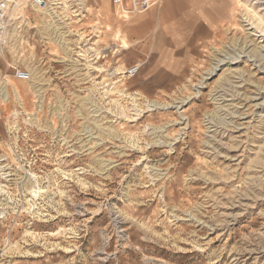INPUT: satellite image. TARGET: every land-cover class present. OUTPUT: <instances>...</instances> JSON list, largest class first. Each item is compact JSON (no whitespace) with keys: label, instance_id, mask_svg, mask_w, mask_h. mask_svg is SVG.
I'll use <instances>...</instances> for the list:
<instances>
[{"label":"rangeland","instance_id":"obj_1","mask_svg":"<svg viewBox=\"0 0 264 264\" xmlns=\"http://www.w3.org/2000/svg\"><path fill=\"white\" fill-rule=\"evenodd\" d=\"M10 1L0 264H264V34L245 5L187 58L159 2L124 20L83 0L66 23Z\"/></svg>","mask_w":264,"mask_h":264},{"label":"crops","instance_id":"obj_2","mask_svg":"<svg viewBox=\"0 0 264 264\" xmlns=\"http://www.w3.org/2000/svg\"><path fill=\"white\" fill-rule=\"evenodd\" d=\"M94 1L98 13L103 16L116 10L113 0ZM158 2L159 6L153 14H159L158 30L161 40L172 42L166 49L182 52L187 58L198 55L199 51V55H202V50L207 48L217 33L224 26L234 24L238 16V0H158ZM80 4L86 11V2L81 0ZM101 14L98 17H102ZM144 20L145 18H139L137 21L143 23ZM3 83L5 88L3 92L0 91V98L4 103H8L12 96L9 84ZM5 93L8 94L9 100L4 99ZM15 93L18 99L20 95L17 91Z\"/></svg>","mask_w":264,"mask_h":264},{"label":"built area","instance_id":"obj_3","mask_svg":"<svg viewBox=\"0 0 264 264\" xmlns=\"http://www.w3.org/2000/svg\"><path fill=\"white\" fill-rule=\"evenodd\" d=\"M32 9L43 16L54 18L59 21L70 23L72 19L81 20L85 14L84 7L80 3L74 6L73 0H27ZM248 1L260 14L264 16V0H245ZM13 1L2 0L0 2V53L6 51L11 44L10 18L13 14L11 4ZM116 8V14L124 20L131 18L134 15L143 14L158 3V0H113ZM68 7V8H67ZM68 9L63 13L62 10ZM243 18V17H242ZM242 26L245 31L253 34L252 25L248 19L242 20ZM263 42L264 37L254 36ZM138 69L132 68L129 70V75L134 77L137 75ZM31 75L22 70L16 71V78L23 81H28Z\"/></svg>","mask_w":264,"mask_h":264},{"label":"bare ground","instance_id":"obj_4","mask_svg":"<svg viewBox=\"0 0 264 264\" xmlns=\"http://www.w3.org/2000/svg\"><path fill=\"white\" fill-rule=\"evenodd\" d=\"M50 1L52 2L54 0H50ZM240 2H242L243 5H245V8H246V10L243 12L245 14L244 15L242 14V17L244 19H248V21L250 22V25H252V30H255L256 29V31H257V33L259 35H263L264 34V17L258 15L257 13H255V11L250 8V6H252V5L248 1L240 0ZM243 18H241V19L243 20ZM256 31H254V33ZM221 65H222V62L221 61H218L217 64L214 66V68H212V70H210V72H209L208 75L213 74L215 71H217L218 68ZM4 88H5V83L1 82L0 83V91L3 92L4 91ZM6 91H7V89H6ZM3 97H4L5 100H9V96H8L7 93L3 94ZM19 99H21V98H19ZM151 107L153 108V110H159L160 109L157 104L151 105Z\"/></svg>","mask_w":264,"mask_h":264}]
</instances>
